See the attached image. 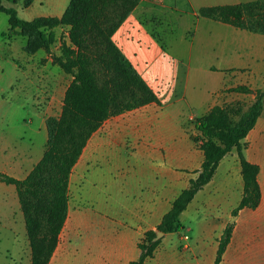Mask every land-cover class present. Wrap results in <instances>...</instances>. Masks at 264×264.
Listing matches in <instances>:
<instances>
[{"label":"crops","instance_id":"1","mask_svg":"<svg viewBox=\"0 0 264 264\" xmlns=\"http://www.w3.org/2000/svg\"><path fill=\"white\" fill-rule=\"evenodd\" d=\"M253 1L139 0L112 41L159 103L110 117L91 135L71 170L67 217L48 264L138 260L144 234L156 231L173 201L199 174L204 157L192 140L196 120L213 107L235 103L244 112L255 91L264 90V36L201 18L197 11ZM166 46L177 48L176 54ZM40 67L41 62L34 67L38 75ZM237 87L251 92L231 91ZM244 142L245 160L258 167L257 208L240 209L233 216L243 194L241 166L233 150L181 213V230L163 235L154 257L144 264H214L229 225L231 238L220 264H264V99ZM41 157L34 160L22 151L12 159L0 158V173L22 180ZM1 185L11 193V230L16 237L22 235L30 264L15 187Z\"/></svg>","mask_w":264,"mask_h":264},{"label":"trees","instance_id":"2","mask_svg":"<svg viewBox=\"0 0 264 264\" xmlns=\"http://www.w3.org/2000/svg\"><path fill=\"white\" fill-rule=\"evenodd\" d=\"M16 4L18 0H5ZM35 0H23L28 8ZM139 4V0H68L60 17H36L21 20L14 8L0 13L9 18L8 39L23 37L22 51L29 56L45 51L52 63L72 77L65 90L58 116L45 119L46 145L41 159L22 180L0 173V182L15 187L30 251V264H48L57 246L68 211V181L87 141L101 124L150 103H159L157 95L142 79L133 65L112 41L113 34ZM197 16L229 25L235 29L264 36V0L201 8ZM67 28V41L60 46V56L51 52L55 29ZM250 93L246 87L231 90ZM264 90L255 91V100L243 112L240 104L213 107L194 124L197 135L193 142L203 153V163L196 179L190 180L171 204L156 231L146 232L138 244L140 256L131 264H144L152 259L162 238L153 242L156 232L163 235L181 230L179 217L195 194L213 176L218 163L235 151L241 166L243 194L237 208H257L260 189L258 167L243 155L244 142L262 111ZM232 225L224 230L214 264H220L229 244Z\"/></svg>","mask_w":264,"mask_h":264},{"label":"rangeland","instance_id":"3","mask_svg":"<svg viewBox=\"0 0 264 264\" xmlns=\"http://www.w3.org/2000/svg\"><path fill=\"white\" fill-rule=\"evenodd\" d=\"M22 2L18 0L13 5L1 0L4 7L14 8L24 21L36 17H60L68 4V0H35L31 6L23 8ZM9 28L8 16L0 13V158L12 159L25 151L36 160L45 148L46 131L41 129V123L48 115H59L63 90L71 76L54 65L45 51L26 55L22 51L25 44L23 37L8 39L3 36ZM67 30L62 27L55 29V43L50 49L52 54L60 56L61 43L67 41ZM166 47L176 54L173 51L177 48ZM39 62L41 72L38 75L34 67ZM50 82L54 84L52 87ZM1 186L4 187H0V264H28L22 235L16 237L11 230V193L5 185Z\"/></svg>","mask_w":264,"mask_h":264},{"label":"water","instance_id":"4","mask_svg":"<svg viewBox=\"0 0 264 264\" xmlns=\"http://www.w3.org/2000/svg\"><path fill=\"white\" fill-rule=\"evenodd\" d=\"M163 237V233H161V232H156V234H155V237L153 238V242H157L158 240H160L161 238Z\"/></svg>","mask_w":264,"mask_h":264},{"label":"built area","instance_id":"5","mask_svg":"<svg viewBox=\"0 0 264 264\" xmlns=\"http://www.w3.org/2000/svg\"><path fill=\"white\" fill-rule=\"evenodd\" d=\"M147 2H151V3H160L162 2V0H146Z\"/></svg>","mask_w":264,"mask_h":264}]
</instances>
